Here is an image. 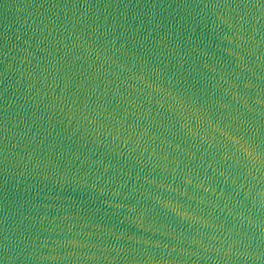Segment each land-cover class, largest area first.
I'll return each instance as SVG.
<instances>
[{"label":"water","instance_id":"95a60500","mask_svg":"<svg viewBox=\"0 0 264 264\" xmlns=\"http://www.w3.org/2000/svg\"><path fill=\"white\" fill-rule=\"evenodd\" d=\"M0 264H264V0H0Z\"/></svg>","mask_w":264,"mask_h":264}]
</instances>
